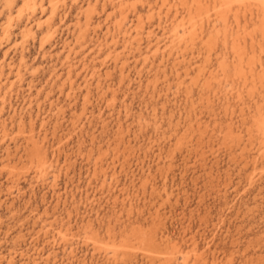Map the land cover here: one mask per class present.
Here are the masks:
<instances>
[{
    "label": "rangeland",
    "instance_id": "374dc122",
    "mask_svg": "<svg viewBox=\"0 0 264 264\" xmlns=\"http://www.w3.org/2000/svg\"><path fill=\"white\" fill-rule=\"evenodd\" d=\"M162 1L63 0L54 19L57 32L44 48L49 34L38 29L40 16L31 19L34 34L27 35V17L14 21L23 0L13 3V14L7 0H0V57L8 49L13 71L23 66L20 84L11 86L8 65L0 79V264H162L138 248L117 257L97 251L86 239L94 230L93 236L106 237L110 230L118 238L150 231L153 239L141 245H151L157 254L169 250L162 235L185 253L196 241L201 256L188 264H264V148L247 131L264 103V88L250 78L244 86L232 67L221 76L225 49L220 43L207 62L205 46L156 52L157 43L163 50L171 45L173 27L181 20L174 12L166 14L167 5L161 19L158 11L151 14ZM213 11L201 17L207 39L224 33ZM251 18V13L244 17ZM226 20L237 31L232 14ZM131 25L125 38L130 45L123 34ZM136 26L144 28L141 38ZM7 28L11 41L4 35ZM260 30L249 28L258 40ZM15 42L26 44L27 65L21 62L22 49L11 48ZM256 51L258 77L264 53ZM199 65L205 73H199ZM70 77L77 99L68 96ZM25 152L43 159L44 178L35 174ZM183 258L178 254L171 264H183Z\"/></svg>",
    "mask_w": 264,
    "mask_h": 264
},
{
    "label": "bare ground",
    "instance_id": "6f19581e",
    "mask_svg": "<svg viewBox=\"0 0 264 264\" xmlns=\"http://www.w3.org/2000/svg\"><path fill=\"white\" fill-rule=\"evenodd\" d=\"M65 1V0H64ZM78 1V0H76ZM139 1V0H138ZM142 1V0H141ZM63 2V0H23V5L18 8V12L17 15L15 17L12 16L11 19H13L16 22V19H18L19 21H21L23 18H25V16L27 17L28 21L25 22V30L27 31V35H31L34 34V29L32 28L33 25H31V19L36 18L37 15H39L40 17L38 19H35L38 21L39 24H37V26L39 27L38 29H42V27H45L46 31L48 32L49 36L45 37L46 34H44L45 39L48 38V40L45 41L44 37H43V44L42 47L45 48L46 44L50 41L51 38L54 37V35L56 34L57 30H56V26L54 23V19L56 18L60 8L62 9V5L61 7L59 6V4ZM97 2V1H96ZM144 2V1H143ZM156 2V1H155ZM13 3H16V0H7V6H8V13L9 14H13L14 9H12ZM135 3V2H134ZM133 3V4H134ZM19 4V3H18ZM64 4V2H63ZM72 4H75L72 3ZM124 4V3H123ZM105 5V4H104ZM127 5V4H126ZM163 5H167V13L166 14H171L172 12L175 13V18H177L178 16L181 17V20H179V22L177 23L176 26L173 27V32H174V39L171 42V45L169 43H166L164 50L160 48V43L156 44L153 42L151 44H153V46L155 45L156 48H154V50L157 51H164V52H168L169 54L171 53L172 47H175L177 49H180L181 47H183V45L185 46L186 49H190L192 48L191 51L193 50H197L199 48V51H201V47L199 46H205L208 49V56H206V62L214 57L217 54V49L219 47V43L224 47L225 49V53L223 55V59H222V63H221V76L226 77L229 75V70L232 67L235 70V75L238 77V80L243 81V83L245 84L244 86H249L247 85V82L249 81V78L253 80V85L255 84L254 82L259 80L258 82L261 83L262 88H264V70L262 69L260 75L257 77L255 74V58L256 57V53H257V49H259V51L261 53H264V0H175L174 2L171 0H163L161 3V7H159L157 10L156 9H151L152 7H149V9H151V14H154L156 11H158V16L159 19H161V16L163 14L162 10L164 9L162 6ZM15 6V5H14ZM66 6V4L64 5ZM89 6L91 7V2L89 3ZM130 6V5H129ZM60 7V8H59ZM103 7V6H102ZM135 7V6H134ZM84 8V7H83ZM127 8V7H125ZM211 8H213V12H215L216 16L218 18L222 19V23L224 26V33L220 34V31H216L215 36L210 37L207 39V36L205 34L204 31V23L202 20V16L205 13L206 16L209 15V11L211 12ZM68 10V9H67ZM82 10V9H81ZM80 10V11H81ZM94 10V9H93ZM124 11V10H123ZM121 12V14L124 15V12ZM134 11V10H133ZM62 13V12H61ZM66 13V12H65ZM126 13V12H125ZM173 13V14H174ZM247 13H251L252 16H255V18H251L250 22L246 19H244V17L247 15ZM48 14H50L47 19H45ZM68 14V13H67ZM89 14V13H88ZM87 14V15H88ZM179 14V15H178ZM228 14H232V16L234 17V20L236 22V27L238 28L237 31L232 29L230 24L228 23V19L226 20V17ZM241 15L243 16V19L245 20L244 25L241 24ZM66 16V15H65ZM125 16V15H124ZM63 17V16H62ZM67 17V16H66ZM86 17V16H85ZM88 17V16H87ZM91 17V16H89ZM126 17V16H125ZM150 17V16H149ZM167 17V15H166ZM10 18L8 17V20ZM60 19V18H59ZM63 19V18H62ZM178 19V18H177ZM180 19V18H179ZM242 19V20H243ZM7 20V21H8ZM17 20V21H18ZM64 20V19H63ZM95 20V19H94ZM100 20V18L98 19ZM151 20V18L149 19ZM60 21H62L60 19ZM101 21V20H100ZM138 21L139 24H141V17H138ZM56 22V21H55ZM92 22V21H90ZM123 22V21H122ZM147 22H151L148 21ZM14 23V22H13ZM61 23V22H60ZM251 23V24H250ZM9 24L11 25H6V27L9 28L14 26L12 25V20L9 21ZM34 24V23H33ZM123 25V23H122ZM95 26V24H94ZM98 26V25H96ZM100 26V24H99ZM126 26V25H123ZM261 26V27H259ZM89 27H91V25H89ZM137 27V26H136ZM253 28V33L254 30L257 31L258 29L260 30V36H259V40L257 37L252 36V34L249 32V28ZM259 27V28H258ZM8 28L6 29L7 31L4 33V35L7 37V41H11V35L12 33H10V31H8ZM14 28V27H13ZM99 28V27H98ZM126 28V27H125ZM132 25L131 27H129L128 29H126L124 31L123 37L124 39L126 38L127 35L131 34L133 32L132 30ZM182 29V36L184 38H181V34L180 31L178 29ZM96 29V28H95ZM140 29V30H139ZM120 30L122 31V27L120 28ZM137 36L138 37H142V33L144 34V28L142 26L135 28ZM165 30V29H164ZM43 31V30H42ZM2 32V31H1ZM98 32V31H97ZM96 32V33H97ZM24 33V32H23ZM150 33V32H149ZM25 35L24 37L26 38L27 35ZM119 35V34H118ZM148 35V34H146ZM254 35V34H253ZM256 35V34H255ZM1 36V35H0ZM137 36H133L131 39V42L134 43L136 42V40L134 41V37ZM151 36V35H150ZM130 37V36H129ZM1 38V37H0ZM131 38V37H130ZM139 38V39H140ZM257 38V39H256ZM5 39V37H4ZM5 39V40H6ZM16 39V38H15ZM123 39V40H124ZM129 39V38H128ZM150 39V38H149ZM3 40V37H2ZM13 40V39H12ZM113 40V38L111 39ZM127 40V39H125ZM151 40V39H150ZM1 41V39H0ZM114 41V40H113ZM134 41V42H133ZM17 42V41H16ZM14 43L12 45V49L14 50L15 48V52L17 50H19V47L22 49L21 51V62L24 65H27L26 63V56L24 53V50L26 49L25 46L26 44L23 43L21 46H19V43ZM127 42L131 45L130 41L127 40ZM140 43V41H138ZM137 42V43H138ZM249 42H251L250 44V51L251 53H249L248 51V47H249ZM136 43V44H137ZM21 44V43H20ZM125 44V42H124ZM230 44H231V48H230ZM66 45V44H65ZM2 43L0 44V51H1V47ZM67 46V45H66ZM66 46L64 47V49L66 50ZM102 46V45H101ZM100 46V47H101ZM135 46V44H133V47ZM138 46H140V44L137 45V49L138 50ZM152 46V45H150ZM152 46V47H153ZM4 47V46H3ZM9 47V48H10ZM41 47V48H42ZM126 47V46H125ZM131 47V46H130ZM40 48V49H41ZM71 48V47H70ZM116 48V47H115ZM127 48V47H126ZM132 48V47H131ZM136 48V47H135ZM57 49V48H56ZM114 49V48H113ZM112 49V50H113ZM182 49V48H181ZM3 50V49H2ZM110 50V48H109ZM130 50V49H128ZM132 50V49H131ZM141 50V49H140ZM100 51V50H99ZM111 51V50H110ZM204 51V50H203ZM258 51V52H259ZM48 52V51H47ZM60 52V51H59ZM64 52V51H63ZM116 53L117 51L114 50L113 53ZM140 51H138L139 53ZM163 52V53H164ZM9 53L10 51L7 49V51L4 52V54L0 57V79H2V75L5 71V67L8 65L10 67V75H12L13 73V79H11L9 82H11V86L15 85V84H20L22 81V68L23 66L18 67L15 72L13 71V69H15L13 67V65L15 64L13 59L11 58L9 59ZM44 53V52H43ZM49 53V52H48ZM57 53V52H56ZM111 53V54H113ZM153 53V52H152ZM162 53V54H163ZM193 53V52H192ZM46 54V53H45ZM70 54V53H69ZM155 54V53H154ZM167 54V55H169ZM119 55V54H118ZM153 55V54H152ZM156 55V54H155ZM50 56V55H49ZM183 56V55H182ZM70 57V55H69ZM154 57V56H153ZM161 57V56H160ZM164 57V55H163ZM186 57V56H185ZM262 57V56H261ZM166 58V57H165ZM175 58V57H174ZM191 58V57H190ZM259 58V57H258ZM19 59V58H17ZM67 59V57H66ZM70 59V58H69ZM152 60V59H151ZM188 60V59H187ZM111 61V60H110ZM20 62V61H19ZM259 62V61H258ZM150 63V62H149ZM257 64V63H256ZM17 65V64H16ZM20 65V64H19ZM22 65V64H21ZM18 66V65H17ZM123 66V65H122ZM126 66V65H125ZM191 66V65H190ZM16 67V66H15ZM28 67V66H27ZM124 67V66H123ZM122 67V68H123ZM259 67V66H258ZM101 68V67H100ZM193 68V67H192ZM199 73L204 72L205 73V67L201 69V65H199ZM257 68V67H256ZM194 69V68H193ZM124 70V69H123ZM201 70H203L201 72ZM24 71V69H23ZM71 71V70H70ZM134 71V70H133ZM149 72V71H148ZM186 72V71H185ZM8 73V74H9ZM101 73V72H100ZM107 73V72H106ZM125 73V72H124ZM57 74V73H56ZM55 74V75H56ZM70 74V73H69ZM68 74V75H69ZM108 74V73H107ZM220 74V73H219ZM5 75V74H4ZM9 75V76H10ZM58 75V74H57ZM70 76V75H69ZM100 76V75H99ZM104 76V75H103ZM199 76V75H198ZM217 76V75H216ZM102 77V75H101ZM116 77V76H115ZM122 77V76H121ZM6 79V78H5ZM87 79V78H86ZM148 79V78H147ZM221 79V78H220ZM7 80V79H6ZM5 80V81H6ZM58 80V79H57ZM70 82H69V92H68V96H70V98H72V96L76 97V86L73 82V78L70 77L69 78ZM209 80V79H208ZM207 80V81H208ZM218 80V79H217ZM255 80V81H254ZM87 81V80H86ZM89 81V80H88ZM101 81V79H100ZM136 81V80H135ZM196 81V80H195ZM210 81V80H209ZM219 81V80H218ZM56 78H55V82L56 83ZM106 82V81H105ZM250 82V81H249ZM5 83V82H4ZM30 83V82H29ZM207 83V82H206ZM8 84V83H6ZM58 84V83H56ZM88 84V83H87ZM99 84V81H98ZM80 85V84H79ZM100 85V84H99ZM91 86V85H90ZM0 87H1V80H0ZM9 87V84H8ZM81 87V86H80ZM103 87V86H102ZM101 87V88H102ZM261 87V86H260ZM15 88V86H14ZM258 88V87H257ZM256 88V89H257ZM12 89V87H11ZM86 89V87H85ZM243 89V88H242ZM80 90V89H79ZM87 93L88 94L90 92V88L88 86L87 88ZM121 90V89H120ZM202 91H205V86L201 87ZM210 90V89H209ZM78 91V90H77ZM108 91V90H107ZM114 93L116 92L115 90H113ZM262 91V90H261ZM264 91V89H263ZM106 92V91H105ZM186 92V91H185ZM256 92V91H255ZM131 93V92H130ZM252 93V92H251ZM9 94V93H8ZM7 94V95H8ZM239 94V93H238ZM260 94V93H259ZM11 95V93H10ZM82 95V94H81ZM90 95V93H89ZM114 95V94H113ZM250 95V94H249ZM67 96V97H68ZM251 96V95H250ZM22 97V96H21ZM74 97V98H75ZM88 97V96H87ZM90 97V96H89ZM102 97V96H101ZM115 97V96H114ZM191 97V96H190ZM263 97V96H261ZM47 98V97H46ZM100 98V96H99ZM240 100H242V96L239 95ZM77 99V98H75ZM202 99V98H201ZM262 99V98H260ZM73 100V99H72ZM254 100V99H253ZM2 101V100H1ZM89 101V100H88ZM132 101V100H131ZM56 102V101H55ZM124 102V101H123ZM264 102V99L262 100V103ZM103 103V102H102ZM259 103V102H258ZM257 103V104H258ZM56 104V103H55ZM87 105V103H86ZM262 105V104H261ZM98 106V105H97ZM100 106V105H99ZM164 106V105H163ZM123 107V106H122ZM87 108V107H86ZM134 108V107H133ZM165 108V106L163 107ZM57 109V108H56ZM54 110V109H53ZM164 110V109H163ZM16 111V110H14ZM13 111V114H15ZM59 111V110H58ZM85 111V110H84ZM61 114V112H59ZM94 113V111H93ZM21 114V113H20ZM72 115V114H71ZM13 116V115H12ZM65 116V115H64ZM86 116V115H85ZM134 116V115H133ZM14 117V116H13ZM30 117V116H29ZM21 118V117H20ZM19 118V119H20ZM80 118V117H79ZM130 118V117H129ZM23 119V117H22ZM30 119V118H29ZM58 119V118H57ZM69 119V118H68ZM114 119V118H113ZM8 120V119H7ZM86 120V119H85ZM117 120V119H116ZM91 121V120H90ZM252 125L248 128V135L250 137V139L252 141H254L255 138H258L259 140H261V146L262 148H264V103L262 105V107H260L258 113L256 115L253 116L252 118ZM12 122V121H11ZM20 122V120H19ZM31 122V121H30ZM245 122V121H244ZM243 122V123H244ZM23 123V122H22ZM32 123V122H31ZM71 123V122H70ZM77 123V122H76ZM3 124V123H2ZM244 125V124H243ZM22 126V125H21ZM25 126V124L23 125ZM119 126V125H118ZM174 126V125H173ZM32 127V125H31ZM126 127V126H125ZM169 127V126H168ZM37 128V127H36ZM4 129V128H3ZM32 129V128H30ZM34 129V126H33ZM54 129V128H53ZM56 129V128H55ZM76 129V128H75ZM8 131V130H7ZM21 132V131H20ZM233 132V131H232ZM19 133V132H18ZM23 133V131L21 132ZM238 133V132H237ZM49 134V133H48ZM204 134V133H203ZM233 134V133H232ZM175 135V134H174ZM17 136V135H16ZM15 136V137H16ZM24 136V135H23ZM26 136V135H25ZM54 136V135H53ZM5 137V136H4ZM117 137V136H116ZM170 137V136H169ZM202 137V135H201ZM3 138V137H2ZM8 138V136H7ZM31 137L29 136L28 139H30ZM54 138V137H53ZM119 138V137H118ZM123 138V137H122ZM18 139V138H15ZM20 139V138H19ZM27 139V141H29ZM46 139V138H45ZM26 140V139H25ZM60 140V139H59ZM224 140V139H223ZM13 141V140H11ZM67 141V139H66ZM32 142V140H31ZM129 142V141H128ZM22 143V142H21ZM34 144L36 143L35 140L33 142ZM61 143V142H60ZM28 144V142L26 143ZM31 144V143H29ZM28 144V145H29ZM38 144V143H37ZM62 144V143H61ZM23 145V144H22ZM36 145V144H35ZM27 145H24V148ZM31 147L27 146V148H32L34 147L32 144L30 145ZM64 146V145H63ZM232 146V145H231ZM16 147V145H15ZM36 147V146H35ZM34 147V149H36ZM38 147V146H37ZM58 147H60L58 145ZM57 147V148H58ZM247 147V146H246ZM19 148V147H18ZM26 148V149H27ZM29 148L26 150L27 152H29ZM136 148V147H135ZM138 148V147H137ZM33 149V150H34ZM42 149V148H41ZM214 149V148H213ZM17 150V149H16ZM25 150V149H24ZM84 151V150H83ZM264 152V149L262 150ZM25 152V154L27 153ZM39 152V151H38ZM45 152V151H44ZM12 153V152H11ZM10 154V153H8ZM37 154V153H36ZM115 154V153H114ZM26 161L28 163L31 164V166L33 167V169H35L37 176L39 178L43 177L45 174V162L43 161V159L38 155V157H36L35 155H32L31 153L26 154ZM148 155V154H147ZM197 155V154H196ZM264 155V154H263ZM14 156V155H13ZM44 157V156H43ZM68 157V156H67ZM165 157V156H164ZM179 157V156H178ZM21 156H20V161H21ZM127 158V157H126ZM23 160V158H22ZM130 160V159H129ZM176 160V159H175ZM16 161V160H15ZM259 161V160H257ZM12 162V161H11ZM172 163V161H170ZM2 163V162H1ZM9 163V161H8ZM16 163V162H15ZM249 163V162H248ZM247 163V164H248ZM20 164V163H19ZM8 165V164H7ZM255 168H257L259 166V163L256 162ZM11 166V165H9ZM250 166V164H249ZM263 166V165H262ZM58 167V166H57ZM253 167V166H252ZM264 167V166H263ZM4 168V167H3ZM8 168V167H7ZM250 168V167H249ZM109 169V168H108ZM7 171V170H6ZM62 172V171H61ZM96 172V171H95ZM115 172V171H114ZM152 172V171H151ZM255 172V171H254ZM10 173H12V170L10 171ZM118 173V172H117ZM264 172H262L263 175ZM32 174V173H31ZM232 174V173H231ZM26 175V174H25ZM111 175V174H110ZM151 175V174H150ZM36 176V178H37ZM204 176V175H203ZM256 176V175H255ZM254 177V176H253ZM44 178V177H43ZM148 178V177H147ZM257 178V177H256ZM264 178V177H263ZM17 179V178H16ZM259 179V178H258ZM262 179V177H261ZM13 181V180H12ZM103 181V180H102ZM255 181V180H254ZM88 182V181H87ZM42 183V182H41ZM11 184V183H10ZM167 184V183H166ZM12 186V185H11ZM168 187V186H167ZM3 188V187H2ZM166 188V187H165ZM117 191V190H116ZM132 191V190H131ZM165 191V190H164ZM63 193V192H62ZM244 193V192H243ZM31 194V193H30ZM154 200V199H153ZM151 203V202H150ZM163 205V204H162ZM108 208V207H107ZM49 213V212H48ZM167 214V213H166ZM147 216V215H146ZM172 216V215H171ZM185 216V215H184ZM99 217V216H98ZM107 217V216H106ZM73 218V217H72ZM79 218V217H78ZM163 219V218H162ZM139 221V219H138ZM142 221V220H141ZM148 223V222H147ZM149 224V223H148ZM93 225V224H92ZM45 226V225H44ZM92 227V226H90ZM12 228V227H11ZM21 228V227H20ZM94 228V227H93ZM92 228V229H93ZM110 229V228H109ZM108 229V230H109ZM160 229V228H159ZM114 230V229H113ZM143 230V229H142ZM73 231V230H72ZM145 231V232H144ZM144 233L135 235V236H128L125 238H118L117 235L115 236L114 234L110 233V230L107 232L108 234L106 235V237H100L99 234L97 235H91L92 233L95 234L94 232H96V230H94V232L90 233V231L86 232L87 237L86 239L89 240L92 243V246L94 247L95 250H101L102 248L106 250V252H108L107 254H109L111 252V254H113L114 257L119 256V254H124V252H128L131 249L134 248H138L141 249V251H143V254L149 258L152 259H158L160 261V263L165 264H171L173 258H175L176 255L178 254H183V264H188L189 262H193L194 260H198V258L201 256L200 255V250H199V246L197 245V242L194 241V247L193 249L189 250L188 252H183L181 250V247L178 244H174V241L168 237V236H164L162 235L160 240L162 241V244H165L166 246L169 247L168 252H164L163 254H157V252H155L154 249H152L150 246H148V244H146L148 241H151V239H153V235L150 234V231L146 232V230H144ZM112 232V231H111ZM118 232V231H117ZM139 232V231H138ZM63 231H59V235L62 239H64L66 242H68L66 239L68 238V235L63 233ZM67 233V232H66ZM123 233V232H122ZM126 233V232H125ZM24 234V233H23ZM189 234V233H188ZM123 236V235H122ZM125 236V235H124ZM70 237V236H69ZM121 237V236H120ZM21 238V237H20ZM71 238V237H70ZM55 241L57 240V238H54ZM69 239V238H68ZM85 239V241H86ZM145 239H149L145 244L147 245L146 248H144L141 244L143 242H145ZM72 240V239H71ZM54 241V242H55ZM63 241V240H61ZM64 241V242H65ZM156 241V240H155ZM153 241V243L155 242ZM51 242V241H50ZM53 242V243H54ZM57 242V241H56ZM74 244V243H73ZM32 245V244H31ZM72 247V246H71ZM87 248V247H86ZM156 249V248H155ZM185 249V248H184ZM25 251V250H24ZM110 251V252H109ZM206 253V252H205ZM47 254V253H46ZM88 255V254H87ZM261 255V254H260ZM112 256V257H113ZM13 257V256H12ZM203 257V256H202ZM225 257V256H224ZM45 258V257H44ZM107 260V259H106ZM152 261V260H151ZM156 261V260H155ZM174 261V260H173ZM3 262V261H2ZM25 262V261H24ZM35 262V261H34ZM112 262V261H111ZM2 264V263H1ZM12 264V260L11 263Z\"/></svg>",
    "mask_w": 264,
    "mask_h": 264
}]
</instances>
